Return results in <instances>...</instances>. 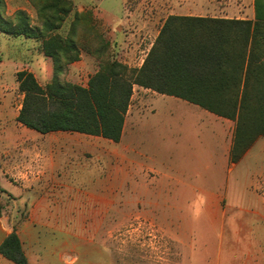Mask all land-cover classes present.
Wrapping results in <instances>:
<instances>
[{"label": "rangeland", "instance_id": "1", "mask_svg": "<svg viewBox=\"0 0 264 264\" xmlns=\"http://www.w3.org/2000/svg\"><path fill=\"white\" fill-rule=\"evenodd\" d=\"M3 1L8 18L17 12L14 8L21 7L25 8L22 11L28 14L33 25L42 24L31 0ZM72 1L76 11L77 7H84L81 12L91 10L95 17L96 9L105 12L122 6V0ZM147 3L150 0L126 2L128 6ZM236 4L243 6L240 11L221 15L227 17L225 19L254 18L247 0H225L226 7ZM72 20L73 12L63 20L57 33L66 37ZM96 26L111 45L94 53L102 48L95 33L85 34L78 29L79 60L64 65L57 75L60 82L86 86L90 76L115 57L118 46L112 43L111 30L98 14ZM0 36L4 35L0 33ZM34 41V50L40 53L41 41ZM147 47L148 44L141 47L137 60L128 61L130 68H138L142 51ZM35 59L34 74L38 82L40 85L50 83L55 77L53 60ZM136 98L137 93L134 100ZM72 140L73 136L60 141L66 151L59 155V160L65 163V180L74 176L77 178L74 183H66L58 190H28L29 195L23 190L19 198L11 194L0 197V219L8 220L17 233L22 231L31 264L58 261L64 264H219L218 257L228 255L215 252L221 230L264 229V137L255 142L239 167L232 171L226 188L201 191L171 188L163 174L144 166L138 169L136 165L131 169L138 184L130 183L127 190L122 189L120 145L111 146L114 155H110L109 150L106 160L104 150L96 154L102 156L100 159L89 152L93 139L83 136L79 139L80 154L72 155L69 152ZM155 161L164 163L165 168L174 163V158ZM200 193L202 198L196 199ZM254 212L263 214L262 219L252 220L248 215ZM45 213H58L62 217L39 218ZM236 252L229 254V264H264V252Z\"/></svg>", "mask_w": 264, "mask_h": 264}, {"label": "trees", "instance_id": "2", "mask_svg": "<svg viewBox=\"0 0 264 264\" xmlns=\"http://www.w3.org/2000/svg\"><path fill=\"white\" fill-rule=\"evenodd\" d=\"M40 26L28 14L5 15L0 0V32L41 41L40 53L54 62L55 77L40 85L27 70L17 73L23 94L17 121L40 134L73 132L121 140L134 85L197 104L235 123L231 162H239L264 137V0H254V18L223 19L169 16L140 68L115 57L90 76L86 86L62 83L64 65L79 60L78 29L94 32L102 49L111 44L97 31L91 10L76 11L72 0H31ZM73 12L66 37L57 33ZM91 34V33H90ZM93 53V54H94ZM4 193L0 189V197ZM0 204V214H1ZM0 254L14 264H29L13 228L0 245Z\"/></svg>", "mask_w": 264, "mask_h": 264}, {"label": "crops", "instance_id": "3", "mask_svg": "<svg viewBox=\"0 0 264 264\" xmlns=\"http://www.w3.org/2000/svg\"><path fill=\"white\" fill-rule=\"evenodd\" d=\"M126 2L127 0H122V6L114 10L103 12L96 9L95 14L110 28L112 43L118 46L117 59L121 63L130 67L128 61L137 60L141 47L148 44L142 51L138 68L142 66L169 16L225 19L227 17L221 14L240 11L243 7L237 4L231 8L226 7L225 0H150V3L136 6H128ZM253 2L254 0H247V6L254 15ZM76 9L81 12L84 7ZM18 10L25 8H14V12ZM3 35L0 36V189L4 191L3 194L19 198L23 190L29 195L28 190H58L63 189L66 183H74L77 180L74 176L65 180V163L59 160L66 151L60 141L72 136L74 140L69 152L76 156L80 154L79 139L82 136L93 139L89 152L97 159L102 158L96 155L99 150L105 151L104 159L107 160L109 150L110 155H114L111 146L120 145V188L125 190L130 183L139 182L131 169L134 165L138 169L144 166L163 174L171 188L200 191L224 189L228 186L226 183L231 182L232 171L239 167L251 150L250 148L239 162L232 163L230 155L234 142L233 121L211 113L197 104L138 85L133 87L122 137L118 143L80 133L59 131L40 134L28 129L17 121L23 94L19 91L16 75L24 70L34 74V58L45 60L47 57L34 50L36 42L33 39ZM136 93L137 98L134 100ZM165 157L170 161L174 158V163L164 168V163H157L155 159ZM136 174L139 175V171ZM201 196L200 193L196 199L202 198ZM44 215L39 218L48 220L62 217L58 213ZM248 216L252 220H261L263 214L254 212ZM11 232L8 220L0 219V245ZM18 235L31 264L24 248L22 231ZM218 237V248L216 247L215 252L228 254L218 257L219 264H229V254L237 253L236 250L264 252L262 228L221 230ZM233 257L237 259L236 256ZM60 263L64 264L61 261L40 264ZM0 264L14 263L0 254Z\"/></svg>", "mask_w": 264, "mask_h": 264}]
</instances>
